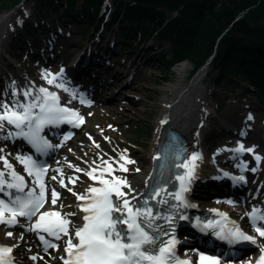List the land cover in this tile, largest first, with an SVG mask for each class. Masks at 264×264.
Wrapping results in <instances>:
<instances>
[{
  "label": "snow or ice",
  "instance_id": "1",
  "mask_svg": "<svg viewBox=\"0 0 264 264\" xmlns=\"http://www.w3.org/2000/svg\"><path fill=\"white\" fill-rule=\"evenodd\" d=\"M63 68L56 74L44 73L42 78L49 85H54L58 89L69 93L70 100L80 96L81 104L91 102L81 96L78 92L70 90L65 86V82H57L58 78L63 76ZM12 96L16 97L15 85H12ZM26 98L31 97L30 103H20L14 100L11 105L6 102H0V139L8 140L16 137L24 138L31 144L37 152L47 154L49 149L59 147L60 145H52L44 136L41 135L45 125L59 126L62 123L71 124L79 127L84 122V117L75 109L67 106H61L60 98L56 92H51L47 88L40 87L36 95H32L31 90H25L22 93ZM39 109L38 113H34V109ZM248 120L253 119L251 114ZM14 126L16 131H7L5 126ZM111 127V126H110ZM244 134V133H241ZM71 133L64 136V140H68ZM91 139V137H89ZM107 139V138H106ZM95 143V142H93ZM99 147V145H96ZM4 149L0 148V161L3 167L8 170L9 179H5V172L0 171V225L7 227L19 224L18 217H23L28 222L27 232L37 233L40 243L43 245V251L48 252L49 249L59 250V245L53 242L63 241V252L65 255L59 259L62 264H192L189 259H180L175 252L178 241L174 234V220L187 219L185 215L179 213L181 207H193L189 204L185 193L190 191V185L195 178L197 165L196 160L200 159L198 153H193L191 160L174 164L175 168H182L185 171L177 174L175 179L180 182L179 190L168 193L171 198L177 201L176 204L170 205L171 209H176L172 215L161 216L159 213L154 214L152 207L149 206V200L159 196L164 192L163 188H153L151 193L143 199V203L133 206L127 198L130 195L132 199H137L132 195L133 188L128 183L127 178L113 175L116 170L127 172L126 164H133L135 161L128 159L123 153L119 154V169H114L112 164L101 158V164L96 167L85 170L69 163L68 167L74 169L77 173H83L93 181H99L100 187L89 185L84 193L78 194L73 192L72 188L65 183L64 173L62 169H54L58 175L50 177L52 181H56L61 188H67L77 199L84 203L77 204V208L83 213L81 217L82 223L76 226L69 217L76 216V212H66L62 214L60 211L47 210L41 211L46 203L56 206L60 198V193L55 188H49L45 183L44 177L48 173V168L37 163L31 156H16V160L24 166V171L29 177L33 178L30 187L23 175H20L13 169V165L2 155ZM71 151V150H70ZM231 151L237 153L254 152V148L245 149L240 144L236 149ZM158 159V158H157ZM256 161H260V157H255ZM123 161L124 163H119ZM96 162L93 161V164ZM106 165L107 167H102ZM246 168V165H242ZM253 168L251 171L255 172ZM99 171V175H94ZM139 171V169H136ZM111 178L105 179V174ZM227 175V173H225ZM79 177H68L69 184H75ZM235 179L244 180L243 176ZM28 189L25 191V189ZM127 189L128 191H124ZM167 198L157 201V204H168ZM231 203V202H229ZM61 208L64 205H60ZM226 219V214L219 213ZM249 216L255 232L260 238H264V225H259V221H264V212L260 209L253 208ZM36 217L35 222L33 218ZM164 220L170 224L169 228L156 224L155 221ZM233 223L232 228L225 229L223 225L217 224L215 221H209L203 226L202 230L208 228L219 229L214 231L220 240L227 241L229 244L237 241H247L257 245V237L243 232ZM126 226V227H125ZM46 234L45 235L41 234ZM7 237H12V231H6ZM168 236L165 240L163 237ZM24 234L21 233L19 239L23 240ZM67 237V239H64ZM0 246V264H13L14 258L11 253L14 247ZM261 255L255 264H264V246L257 245ZM30 251V250H29ZM199 261L197 264H220V258L213 255H205L198 253ZM31 260L36 261L37 255H32ZM43 259V257H39ZM249 264H252L249 261Z\"/></svg>",
  "mask_w": 264,
  "mask_h": 264
},
{
  "label": "rangeland",
  "instance_id": "2",
  "mask_svg": "<svg viewBox=\"0 0 264 264\" xmlns=\"http://www.w3.org/2000/svg\"><path fill=\"white\" fill-rule=\"evenodd\" d=\"M33 1L35 5H40V0H36L38 3H36L35 0ZM15 3L16 2L13 1L7 2L5 4L6 8L0 11V15L8 12V17L10 18H6L7 20H12V16L17 17L20 9L15 7ZM65 3L66 0H63L62 4ZM80 6L81 3L79 2L75 6L74 11L79 10ZM62 13L54 14L55 18H60ZM50 15L51 14L49 13L46 16L51 17ZM55 28L58 29L56 24ZM130 28H134V25ZM80 29V25L76 24L68 27L65 31L75 32ZM84 31L85 30H83V32ZM93 31L94 28H90L88 32H85V37L79 35L77 36L75 34H73L72 37H75L74 40L80 41V43L82 42L79 46L81 47L84 43H86L87 38L92 35ZM99 35L101 34L98 33L95 38H98ZM103 41L105 42V39ZM165 46L168 48V43H165ZM77 48L67 47L65 55H67L70 59L75 57L79 52L77 51ZM166 55L168 58H172L170 52H167ZM24 59L25 56L22 57L23 63ZM183 63H187V61L179 60L178 63L173 64L171 67H162L160 70L143 74L140 83H137L132 88L122 90L121 86L118 85L113 86L111 91L106 90L103 96L107 97L115 95L117 96V100L113 103H99L96 104L95 107H91L86 110L88 125L79 134V138H83V140L79 142L78 146L75 142L65 148L67 150H71L74 157L72 159L56 157L53 159L52 166L56 167L58 166L56 165V162L64 160L68 165L71 163L72 165L87 171L90 169L89 166H91L90 164H93V161L99 164L101 163V158H103V160H105V158L111 159L110 157H119V154L121 153H123L128 159L135 161V163L131 165V170L133 172H135L136 168L142 164V161H144V165L146 167L149 166V151L151 149L153 137L157 130V122L162 112L161 108L163 101L170 93L168 92V89L171 86L178 84L180 81L186 82L188 74L191 71L192 66L187 63L189 64L188 72L183 76L184 78L179 77L176 68L178 65ZM33 64L36 65V63ZM17 66L23 70H20L21 72L25 73V75L32 80L31 82L38 86L45 85L44 80L42 79V74L44 72L40 67H32L31 69H28L26 67H21L20 65ZM211 67L212 66L210 65L207 69L209 74H211V78H209V75L203 74L199 79L201 80V87H204V91L207 90L208 87L212 88L213 85H215L217 90L215 91L213 98L217 101V103L219 102L220 105L223 106L222 111L216 112V105H213V123L215 125H218V123L243 125L244 129H248L249 139H251L254 144L262 147L261 149L264 150V113L254 111L255 116L251 115L253 117L251 120H248L247 117L252 112H248L245 115L240 113L243 109L244 103L251 105L252 108H256V105L261 104L260 99L246 90V84L244 86L238 84L235 87L230 88L228 81H225L216 86L214 79L216 78L218 72H212ZM48 70L52 72L51 68ZM138 70L142 73L145 72V68L142 66H139ZM198 77L199 76H195L191 79V81H188L189 83L187 84H191ZM211 123L212 122L210 121V124ZM89 137H91V139L93 138L95 143L90 141L91 139H89ZM96 145H99V147H96ZM212 148H214V152L216 145ZM126 149H130V152H127ZM211 152L212 151H210L209 154H211ZM64 174L66 176L65 183L68 184V187L72 188L73 192L82 193L85 191L88 179L83 173V177H80L79 173L75 172L74 169H68L64 172ZM77 176L79 179L76 180L75 184L72 185L68 183V177ZM74 185H76L77 188ZM58 192L60 193V198L56 207L61 208L60 205H64L63 208L67 211L77 212V210L73 207L75 206V196L69 192L67 188H61ZM2 231L3 230L0 228V234ZM30 240L31 244L35 243L32 238H30ZM26 246L27 245L21 246V249L15 250V253L25 256V253H23L22 250L26 249ZM46 254L52 255V251ZM24 262L27 261L23 259L21 264H24Z\"/></svg>",
  "mask_w": 264,
  "mask_h": 264
},
{
  "label": "trees",
  "instance_id": "3",
  "mask_svg": "<svg viewBox=\"0 0 264 264\" xmlns=\"http://www.w3.org/2000/svg\"><path fill=\"white\" fill-rule=\"evenodd\" d=\"M10 1L19 0H0V10ZM46 1L56 8L62 0ZM81 1L82 19L95 23L103 0ZM75 4L68 0L62 7L70 13ZM173 12L178 15L170 17ZM119 17L137 24L133 32L159 31L173 45V61L199 66L218 45L219 82L235 86L234 80L245 81L264 94V0H115L112 21Z\"/></svg>",
  "mask_w": 264,
  "mask_h": 264
},
{
  "label": "bare ground",
  "instance_id": "4",
  "mask_svg": "<svg viewBox=\"0 0 264 264\" xmlns=\"http://www.w3.org/2000/svg\"><path fill=\"white\" fill-rule=\"evenodd\" d=\"M15 20H17V19H15ZM15 20L12 19L10 21H7V20L6 21H0V63H1V59H2L1 51L5 47V45L8 44V42L10 40L12 31H13V26L17 23V21H15ZM188 65L189 64H187V63H183V64H180L177 66L176 71L179 74V77L184 78L183 76L188 72ZM0 69H1V67H0ZM13 75H14V80L11 81L10 83H8V85H7V92L9 95H11V93L13 91L12 85L13 84L15 85V90L17 92V96L13 97L12 102L14 100H19V102H20V100H23V98L31 101V97L26 98L22 93L25 90H31L32 95H36L37 90L40 87L36 86L33 82H30L26 78V76L24 74H22L21 72H19L18 69L15 67L13 70ZM200 81L201 80L199 78H197L196 80H194L189 85L185 84V82H183V81H180L178 84H175L168 89V92H170V93H169V96H167V98L163 101L162 108H161L162 112H161L160 118L157 122V130H156V133L153 137V141L151 143V151H150V156H149V166H147L145 168V170L142 171L141 170V169H143L142 167H145L144 161H142L141 162L142 164H141L139 171L131 173L129 171L124 172V171L116 170L113 172V175H115V176L127 178L128 183L132 186V188L134 190L132 195L136 196L137 199L133 200L131 195L129 197H127L131 201V204L135 203L140 198V196L142 195V191L146 188V184L148 182L149 175H150L151 170L153 168V158L156 155L155 150L157 147V143H158L160 134L162 133L164 128L171 127L172 129L179 130L180 132L185 134L187 136V139H188L187 141H188V143L192 149V154L197 153V152H201L200 141L202 138V134L204 133V130L206 129L207 124L211 120L212 104L210 102V93L211 92L208 91V89L210 87H208L207 90L204 91V88L201 87ZM138 82H140V80H138ZM27 85H30V86H27ZM42 87L47 88L51 92H56V93L62 94L61 91L55 89L54 85H49L47 83V85L42 86ZM109 87L110 88H108V90L111 91L113 87L112 86H109ZM22 96H23V98H22ZM63 98L64 99H62V101L60 102L63 106L69 107L71 105V103L74 102V100H71V103H68V101L70 100V96L67 93H63ZM115 100H117V96H115L111 102L113 103V102H115ZM134 100H135V98H134ZM38 112H39V109H37L36 113H38ZM240 113L243 114V113H245V111L241 110ZM6 126H10V125L6 124ZM86 126H87V122L84 124L83 129ZM80 141H81V138L75 142L78 145ZM72 143L73 142H70L67 145H71ZM219 153L220 152L215 151L211 157L214 156L216 158ZM55 154L58 156L64 157V158H72L73 157L72 151L67 150V149H64V150L60 149V150L56 151ZM188 160H191V157H189ZM119 163H124V162L119 161ZM58 165H59L58 167H53V169H52V172L54 173V175H58L55 171H53L54 169H62L63 172L66 171L67 169H71L63 161H59ZM210 166L211 167L206 172V174H201V176H205V175L210 174L211 172L214 173V171H216L217 166H214L212 164ZM91 167H96V165L95 164L91 165ZM125 167L128 168L129 167L128 164H126ZM3 168L4 167L1 168V165H0V170H2ZM13 169L15 170L16 168L13 167ZM114 169H119L118 163L116 164V166H114ZM7 174H8V170L6 172V175ZM94 175H99V171L94 173ZM104 178L110 179L111 177L106 173ZM87 179L89 181V184L87 187H89V185H92L95 187L101 186L99 184L98 180L93 181V180L89 179V177H87ZM46 184L49 185V188L57 189L59 187L57 184H54L52 180L46 182ZM123 190L126 192L128 191L127 189H123ZM75 202L77 204L84 203L83 201H77L76 198H75ZM217 206L221 207L225 211L230 212L231 215H235L238 218H242L244 216V214H243V212L239 206H236L233 208V207H228V206L224 205L223 203L222 204L218 203ZM44 207L45 208H43V211L57 210V211H60L62 214L69 212V211L65 210L64 208H55V206H52L50 204H48ZM76 207H77V205H76ZM203 210L204 211H211L212 209L204 208ZM82 216H83L82 212L78 211L76 216L69 217V219H71L72 221H75V219L81 220ZM12 232H13L12 237H7L5 235L6 232L3 233L0 236V241L2 244L7 245V246H12V245L18 244L19 246L14 247L13 248L14 250H17V249L21 248L22 245L26 244L28 246L26 248L28 255L30 257L32 255H37V257H38V259L36 261H33L30 259L28 264H61L57 260V257L64 254L63 246L59 247V250L52 249L54 254L50 258H48L47 260H43L45 262H41V261H39V257H41V254L43 253V251L40 250L39 248L32 246L31 243L28 242V239H27L28 236H30L32 233L31 232L23 233V231L21 229H19V227L17 230L12 231ZM21 233L24 234L23 240L19 239ZM53 241H55V240H53ZM55 242H63V241H55ZM261 246H264V243H261ZM16 256H17V258L20 257V255H18V254Z\"/></svg>",
  "mask_w": 264,
  "mask_h": 264
}]
</instances>
